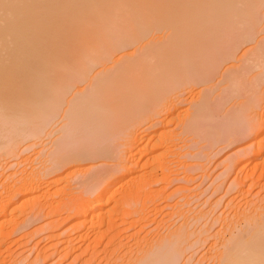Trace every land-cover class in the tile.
Here are the masks:
<instances>
[{"label": "rangeland", "instance_id": "rangeland-1", "mask_svg": "<svg viewBox=\"0 0 264 264\" xmlns=\"http://www.w3.org/2000/svg\"><path fill=\"white\" fill-rule=\"evenodd\" d=\"M262 5L258 10L260 14L257 12L259 18L255 19L252 41L240 44L232 59H224V64L221 61V68L213 73V79L205 85L194 79L184 84L186 86L182 85V89L179 90V87L178 91L172 92L177 105L167 110L166 105L165 108L157 107L159 113L149 111V115L146 114L149 118L145 122L141 120L135 129L140 128L145 134L140 130L138 133L148 135L146 137L154 143L153 139L163 132L170 137V141L167 138L170 145L162 144L155 148L156 151H146L147 155L142 154L138 165L130 171L131 146L125 143L130 144L132 136H127V140L126 134L134 128H126L123 135H119L121 139L117 135L110 143H103V146H109L106 150L104 148L105 154H108H102V158L73 159L54 173H51V166L46 164L48 160L45 158L58 135H51L50 126L40 137L19 141L21 143L18 142L11 151L3 144L8 137L7 132L0 133L1 198L6 200L10 197L9 188L15 189L17 184L28 183L29 180L40 181L43 187L32 191L29 186L27 191L17 194L13 197L15 200L9 202L11 207L5 208L7 217L5 213V217L1 214L0 264H136L150 248L166 238L176 237L183 239L182 245H179V264H219V256L233 240L252 242L254 238L249 236L250 233L264 223V141L261 155H255L258 151L252 152L258 150L254 141L260 126L264 125ZM246 27L249 31L250 26ZM130 49L127 50L132 52L133 48ZM121 56L117 54L115 58ZM183 57H176L178 63L173 61L180 70L187 62ZM178 69H174L177 75L184 76L183 71ZM180 72L181 75L178 74ZM201 97L210 100L207 116L202 120L204 127L201 130L205 131L198 129L199 132L195 131L198 134L194 131L193 134L182 133L183 123L194 114V105L200 103ZM149 100L146 99L143 104L145 108L141 104L143 100L137 103L148 110L152 104ZM61 123L58 121L54 127H59ZM144 143L145 140L142 145ZM162 160L167 162V166L170 164L169 170L158 168ZM117 177L118 181L115 180ZM114 180L116 182H112ZM103 182H107L106 190L109 192L112 189L109 193L113 194L108 193L105 206L97 208L102 213L96 210L95 214L92 210L91 215L86 214V217L82 214L78 217L75 212L72 215L71 208L75 211L73 205H78L75 201L81 198V192L84 190L90 198V188L98 184L100 188L95 187L103 189ZM1 218L5 220L4 225Z\"/></svg>", "mask_w": 264, "mask_h": 264}, {"label": "bare ground", "instance_id": "bare-ground-1", "mask_svg": "<svg viewBox=\"0 0 264 264\" xmlns=\"http://www.w3.org/2000/svg\"><path fill=\"white\" fill-rule=\"evenodd\" d=\"M263 1L0 0V133L7 132L8 136L3 144L9 146L10 151L14 150L21 143L19 141L40 137L50 126L51 135H61H57L58 140L54 143L52 141L45 157L48 160L46 164L51 166V173H54L73 159L102 158L109 146H103L106 141L122 136L126 128H134L126 134L127 140V136H132L130 144L125 143L126 146H131L129 159L132 164H128L130 171L133 166L138 165L140 156L146 151L152 152L151 149L169 144L170 137H166L163 132L159 135L155 133L158 137L151 143L150 138L146 137L148 135H142L145 134L142 129H135L141 120L145 122L149 118L146 115L149 111L159 113L157 107L165 108L166 105V110L173 107L176 102L174 103L172 92L178 91L182 85L186 86L184 84L192 82L191 80L208 83V80L213 79L212 75L220 67L221 61L223 63L224 59H232L240 44L250 43L257 12L264 5ZM246 25L250 26L249 31ZM157 32L162 34L156 35ZM130 48H133L132 52L127 50ZM117 54L122 56L116 59ZM180 56H184V61H187L185 65L181 62L183 60L180 61L183 70L173 63L175 60L178 63L176 57ZM172 64L183 71V78L177 75L174 71L177 69ZM178 74L181 75V72ZM201 98L198 101L200 103L194 105L196 108L193 106L194 114L183 123L182 133L190 134L204 127L202 120L207 116L210 100L207 97ZM146 99L152 100L148 110L139 107L137 103L143 100V103L140 102L143 105ZM168 111L161 112L167 114ZM58 121L62 123L55 128ZM256 134L254 142L258 145V150L252 152L258 151L255 155H261L264 125L260 126ZM159 166L163 170L169 167L164 161ZM119 177L115 180L118 181ZM115 180L112 182H116ZM30 181L32 180L17 184L18 187L12 190L9 188L10 197L6 200L0 196L3 199H0V216L2 214L5 217V208L11 207L9 202L17 194L27 191L29 186L32 191L43 188L40 181ZM106 184L107 182L102 183L103 189H99L98 184L99 188L96 185L93 189L90 188V198L83 190V196L76 197L78 205L70 202L77 207H74L75 211L71 208V214L74 215L75 212L78 217H86V214L91 215L92 210L96 214V210L98 212L100 207L105 206L108 193L112 190L108 192ZM6 195L8 196V192ZM84 222L86 221L82 223ZM249 236L254 238L252 242L235 239L225 247L219 256V264H264V223H260ZM177 238L179 237L160 241L161 243L140 256L136 264H179V245H182L183 239Z\"/></svg>", "mask_w": 264, "mask_h": 264}]
</instances>
